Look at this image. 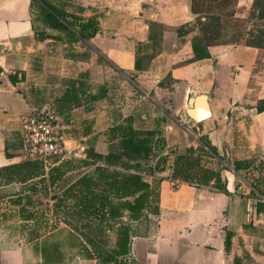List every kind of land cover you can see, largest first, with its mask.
Instances as JSON below:
<instances>
[{
  "label": "crops",
  "instance_id": "0c3cea01",
  "mask_svg": "<svg viewBox=\"0 0 264 264\" xmlns=\"http://www.w3.org/2000/svg\"><path fill=\"white\" fill-rule=\"evenodd\" d=\"M71 4H67V11L96 20L99 32L94 38L84 41L77 38L73 29L52 28L46 20L48 11L38 0H0V167L19 163L16 156L7 158L5 139L20 129L22 118L33 110L22 91L24 82L20 74L16 80L10 75L15 72L10 70L9 54L3 53L6 47L21 49L28 44L27 54L34 57L30 60L31 71H35L30 74L33 79H77L88 72L92 82L105 84L99 62L102 58L112 79L123 80L134 91L131 95H137L136 101L125 100L122 104L123 118L134 116L139 104L175 119L179 116L180 125L174 123L164 135L167 145L197 146L199 136H204L218 154L211 167H225L221 173L225 192L183 185L171 194L170 180H160L163 218L158 237L154 242L152 236L145 239L147 242L135 241L137 238L132 241L140 264H229L224 234H210L207 218L213 212L239 205L242 222L238 231H242L243 212H247L246 221L252 214L253 220L261 217L256 204L264 199V110H258L264 101V49L221 43L207 46L205 56L195 58L191 47L193 35L184 36L182 44L178 37V29L196 18L190 9L191 0H75ZM150 22L165 27L160 43L162 52L137 71L136 50L149 43ZM36 24H40V29ZM41 35L59 40H42ZM86 50L91 58H85ZM74 52L77 54L68 56ZM184 60L188 62L180 64ZM200 94L208 96L211 116L195 123L185 109L188 98ZM164 108H169V112ZM98 112L101 113L94 106L88 113L93 125L99 124ZM140 112L137 116L147 119V114ZM180 129L184 136L179 134ZM96 148L102 154L107 152V145L102 142ZM229 163L238 168H228ZM176 218L180 220L175 224ZM148 242L156 244L155 252H148ZM97 262L82 238L66 226L31 247L0 252V264Z\"/></svg>",
  "mask_w": 264,
  "mask_h": 264
},
{
  "label": "rangeland",
  "instance_id": "374dc122",
  "mask_svg": "<svg viewBox=\"0 0 264 264\" xmlns=\"http://www.w3.org/2000/svg\"><path fill=\"white\" fill-rule=\"evenodd\" d=\"M74 1H69V4L72 5L71 3ZM196 1L197 10L201 12L199 20L195 18L190 24L183 25L178 29L180 44L185 42L184 36L193 35L191 36L193 37L191 38V47L195 58L196 55L203 53L205 45L208 44H251L264 49V0ZM36 27L40 29V24H36ZM170 42L167 43L170 44ZM25 46L29 47L28 44L22 46L21 49L7 46L3 52L9 54L8 58L12 60L10 61V64H12L10 70H14L15 74L11 73V77L16 80L20 74L21 81L24 82L22 91L26 93V100L33 108L31 113L26 114L22 118L20 129L11 133L10 136H6L5 143L8 146V155L9 157L16 156L19 163L37 160L34 155L29 154L31 147L29 144L24 143L21 133L23 120L31 115H38L52 119L51 123L55 127V132L63 138L65 152L61 156L60 159L62 160L60 161L74 160V162L64 169L63 178L54 187L48 188L45 192L42 191L43 185L39 183L38 179L22 184L0 175V252L31 247L43 239L44 236L51 233L49 231L50 233L44 232L45 234H43L42 226L47 221L48 225L55 223L54 216L50 213V209L53 208L54 197L62 193L83 173L92 172L97 165H103L100 162L88 167L81 165L78 161L86 158L85 151L93 149L96 153L102 154L96 148L98 142L107 145V152L102 155H108L113 150L119 151L122 149L121 139L123 135H121V130L113 131L112 129L114 128L131 127L135 131H147L153 135L154 139L151 142L152 149L150 153L144 148L142 149L141 158H143V161L141 163L145 180L150 181L153 186L159 188L160 180L158 179H169L171 194H176L183 185H188L179 183L171 178V165L175 155L183 153L186 148L168 146L164 137L170 126L174 127V123L179 124V116L175 119L166 113L163 114L155 109H150L146 106L142 107L139 104L135 107L134 116L128 115L123 118L124 114L121 113L122 104H124L125 100L136 101L137 95H131L134 91L123 80L112 79L110 72L105 68L108 67V64L102 58L99 62L102 66L101 74L107 80L105 84L92 82L88 72L83 73L77 79H58L54 76L33 79L30 74L35 71L34 69L31 71L30 60H34V57L32 58L27 54V47ZM160 52H162V46L158 45L153 53L148 52L144 55H141V53L139 59L141 61L143 59L142 62L147 64L149 57L154 58ZM84 53L86 59L91 58L88 50L84 51ZM76 54V52L68 53V56L73 57ZM168 55L166 54L167 57ZM70 60L74 61V58ZM187 62L188 60H184L180 64ZM67 93H69L68 96H66ZM94 106L101 111V113H97L101 114L98 125H93L92 117L88 116ZM140 110H142L140 113L147 114V119L141 120L137 116ZM164 110L169 112V108H164ZM82 114H86L85 117ZM86 122L87 124H84ZM186 126L187 129L191 128L190 124ZM179 134L184 136L182 129H180ZM142 136L147 139L145 135ZM199 141L200 144L196 147L207 142L204 136H199ZM160 157L165 158V162L160 165L163 171H154L156 172L154 174L149 168L155 167ZM135 159L139 158L136 157ZM91 162L93 163V160ZM212 165L211 160L208 161L207 167ZM4 167L7 166H2L0 169ZM234 167L232 163L228 164V168L233 170ZM150 176H154L158 182L153 183ZM209 190L216 192L213 188ZM18 199L19 202H15ZM258 204L260 203L256 204L257 207ZM261 205V208H259L261 217L257 220H253L252 214L249 217V221H246L247 212H243L245 224L242 231H238L242 222L240 212L237 211V207L240 208L239 205L232 206L228 210L223 209L213 212L207 218L209 219L208 232L210 234L214 236L222 231L224 240L227 234L230 233L232 235L231 250L229 253L225 252L229 264H232L235 256L242 257L245 263H247V257L250 256L253 264H264V222H260L261 218H264V204L262 203ZM158 206V215L149 213V220L133 224L137 238L135 241L145 242L149 235L154 237L151 241H155V238L158 237L160 223L163 218L160 199ZM22 207L36 213L32 220L25 221L22 219V214L20 213ZM124 220L127 219L125 218ZM174 220L176 224L180 219L176 218ZM62 226L65 225L61 223L58 228ZM35 232L40 236L35 237ZM109 239L110 245H112L114 236L110 234ZM88 248L93 253L92 248L89 246ZM147 250L151 253L155 252L156 244L148 242ZM96 260L98 261L97 264H106L98 259ZM121 262V264H140L135 247H132L131 255L123 258Z\"/></svg>",
  "mask_w": 264,
  "mask_h": 264
},
{
  "label": "trees",
  "instance_id": "16d2710c",
  "mask_svg": "<svg viewBox=\"0 0 264 264\" xmlns=\"http://www.w3.org/2000/svg\"><path fill=\"white\" fill-rule=\"evenodd\" d=\"M38 1L47 9L46 20L52 28L57 30L73 29L77 38L84 41L90 40L98 34L99 27L96 20L94 18L84 19L67 11L69 3L63 0H52L51 3L46 0ZM190 9L196 16V20L197 18L199 20L201 12L197 10L196 0H191ZM164 30L165 27L162 24L149 23V43L144 45L143 49L136 50L135 70L140 71L144 68L145 64L142 62L143 59L142 61L139 59V55L153 53L161 43ZM50 38L59 40L58 37L41 35L42 40ZM73 38L70 35V39L74 40ZM210 45L215 44L205 45V48ZM205 48L203 53L196 55V58L201 59L205 56ZM258 110H264V101L260 103ZM112 130H121L122 149L113 150L108 155L98 154L93 149L85 151L86 158L78 161L81 165L88 167L99 162L103 165H97L92 172L83 173L62 193L54 197L50 213L53 214L55 223L53 225H48V221L44 223L42 232L43 234L50 233L62 223L92 248L94 258L106 264H121L123 258L131 255L132 241L136 238L133 224L149 220V213L159 214V192L158 188L153 186L150 181L145 180L141 163L143 161L141 158L142 149L144 148L150 153L153 135L147 131H135L131 127ZM142 135H145L147 139H144ZM6 156L11 158L7 153V146ZM136 157L139 159H135ZM217 157L216 149L208 141L198 147L189 146L183 153L175 155L171 165V178L196 188L211 187L216 192H225V181L221 176L225 167L220 164L216 169L207 167L208 161ZM60 158L61 156L47 157L10 165L0 169V175L22 184L38 179L39 183L43 185L42 191L45 192L63 178L64 169L74 162V160L60 161L62 160ZM164 159L160 157L155 167L149 168L150 171L154 174L162 172L163 169L160 168V165L165 162ZM237 168L238 166L235 165V169ZM150 179L153 183L161 180H157L154 176H150ZM15 202H19V199ZM261 204H258V213ZM20 213L25 221L32 220L36 215L23 207L20 209ZM125 218L127 220H124ZM37 234L35 232L34 236L39 237L40 235ZM110 234L114 236L112 245H110ZM231 239L232 235L227 234L224 241L226 253L231 250ZM232 264H253V260L248 256L247 263H245L242 257L235 256Z\"/></svg>",
  "mask_w": 264,
  "mask_h": 264
},
{
  "label": "built area",
  "instance_id": "2783aa9c",
  "mask_svg": "<svg viewBox=\"0 0 264 264\" xmlns=\"http://www.w3.org/2000/svg\"><path fill=\"white\" fill-rule=\"evenodd\" d=\"M69 3L71 0H63ZM52 119L31 115L23 120L21 138L30 145L29 154L37 160L47 157H60L65 152L61 135L55 132ZM264 204V199H260Z\"/></svg>",
  "mask_w": 264,
  "mask_h": 264
},
{
  "label": "water",
  "instance_id": "95a60500",
  "mask_svg": "<svg viewBox=\"0 0 264 264\" xmlns=\"http://www.w3.org/2000/svg\"><path fill=\"white\" fill-rule=\"evenodd\" d=\"M209 104H208V96L205 94L190 96L187 101V107L185 109V114L195 123H200L208 118H210L211 113H209ZM203 111L208 113L209 115L202 119H200V112ZM204 115V114H203Z\"/></svg>",
  "mask_w": 264,
  "mask_h": 264
},
{
  "label": "bare ground",
  "instance_id": "6f19581e",
  "mask_svg": "<svg viewBox=\"0 0 264 264\" xmlns=\"http://www.w3.org/2000/svg\"><path fill=\"white\" fill-rule=\"evenodd\" d=\"M209 113H210V110H209ZM199 114H200V119H197V120H202V119L206 118L209 115L208 113H205L203 111H201Z\"/></svg>",
  "mask_w": 264,
  "mask_h": 264
}]
</instances>
